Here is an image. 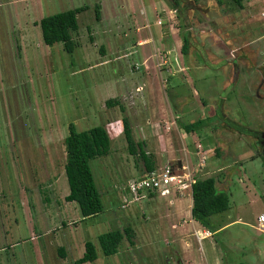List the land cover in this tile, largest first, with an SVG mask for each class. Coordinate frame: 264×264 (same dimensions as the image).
<instances>
[{
	"label": "rangeland",
	"instance_id": "obj_1",
	"mask_svg": "<svg viewBox=\"0 0 264 264\" xmlns=\"http://www.w3.org/2000/svg\"><path fill=\"white\" fill-rule=\"evenodd\" d=\"M125 1L0 0V264H264V0H149L145 13L140 0H127L131 15L119 6ZM82 5L71 52L43 41L40 18ZM158 5L176 8L167 18ZM137 27L148 37L138 46ZM120 39L131 43L118 48ZM144 78L163 82L176 114L166 151L167 117L148 115L153 92L135 90ZM202 114L208 120L194 130L177 126ZM123 116L156 165L169 157L228 192L229 207L209 217L212 234L199 241L193 232L202 226L192 223L189 187L175 215V195L122 207L121 189L143 166L127 149ZM71 121L77 129L104 124L111 138L109 151L90 160L103 209L84 218L65 198ZM125 226L130 238L104 254L98 234ZM86 240L98 256L76 263Z\"/></svg>",
	"mask_w": 264,
	"mask_h": 264
},
{
	"label": "trees",
	"instance_id": "obj_2",
	"mask_svg": "<svg viewBox=\"0 0 264 264\" xmlns=\"http://www.w3.org/2000/svg\"><path fill=\"white\" fill-rule=\"evenodd\" d=\"M177 1V0H175ZM240 3L241 0H234ZM85 6L69 8L43 16L39 20L43 41L53 44L62 41L63 47L71 52L76 44L73 40L71 31L76 30L77 12ZM99 5L96 6L95 16L99 17ZM188 37L182 36L180 49L183 53L188 49ZM109 103H118L117 99L107 100ZM121 107V106H120ZM123 134L126 138V145L129 153L137 155L142 159L143 166L141 171L150 170L156 167L152 154L145 150V141L136 140L129 119L122 117ZM206 123V118L200 117L184 124L187 131L196 129L199 125ZM69 132L64 138L66 160L64 170L68 181L69 191L65 195L67 200H75L84 217L97 214L103 209L101 193L97 187L90 160L94 157L106 154L110 148V135L104 124H96L85 129H77L71 121L68 124ZM217 152V149H215ZM192 204L190 207L191 217L197 220L206 228H210V215L220 212L229 207V194L227 191L218 188L216 177L208 175L205 177L196 176L191 184ZM218 228V227H217ZM216 229V228H215ZM131 226L122 229H107L98 234V242L104 254L115 253L123 237L131 235ZM61 253H63L61 247ZM96 245L92 240L84 243V252L75 259L76 263L93 261L97 258ZM234 264H246L242 261Z\"/></svg>",
	"mask_w": 264,
	"mask_h": 264
},
{
	"label": "crops",
	"instance_id": "obj_3",
	"mask_svg": "<svg viewBox=\"0 0 264 264\" xmlns=\"http://www.w3.org/2000/svg\"><path fill=\"white\" fill-rule=\"evenodd\" d=\"M127 1V0H126ZM123 2V4H121V5H119L123 10H124V12L126 13V14H128V15H131L133 12H132V10H131V8H129L128 6H129V4H128V2ZM134 1V0H133ZM132 1V2H133ZM141 1V4H142V7H141V9H140V12H142V13H145V6H147V4L149 3V0H140ZM131 2V3H132ZM152 2V1H151ZM97 5H99V19L101 18V15H100V13L101 12H103L104 11V6L101 4V2L100 3H98ZM86 6V5H85ZM155 8V10H158V9H161V12H162V14L163 15H165V16H167V18L168 17H171L172 16V10H175V8L176 7H170V8H168V7H164L163 5H158V6H155L154 7ZM81 11V10H80ZM80 11H78V12H80ZM111 11H113V9H111ZM77 12V13H78ZM172 26L173 25H168V26H166L165 27V29H166V33H168V34H172V32H173V30H171V29H175V27L173 26V28H172ZM138 27L135 29V37H136V39L135 40H133V44L134 45H140L141 43H145V42H147L148 41V37H138V35H136L137 33H138ZM126 43H131L130 41L128 42V41H125V39H120L119 40V43H118V48H124V44H126ZM100 48H103L104 49V46H103V44H101L100 45ZM238 64L237 63H234L233 64V66H234V68L237 66ZM147 67H149L148 65H145V68H147ZM183 71H184V66H183V68H181ZM199 77V79H201L202 81H203V79H204V75H203V73H201V74H199V75H197V78ZM207 81V80H206ZM209 81H211V80H209ZM163 82L161 81V84H160V86H158V83L156 82V78H155V80L153 81V80H147V79H145L144 78V80H143V83L142 84H136L135 85V90L136 91H144V93L142 94V96H143V98H146L147 97V94H149L150 92H153V95H152V99H153V102H150V104H148L147 102H146V106H147V111H148V113H150V114H148V115H157V116H162V115H164L165 117H167L166 119L168 120L167 121V123L165 124V129L162 131V134H163V136H165V139H163V142H164V150L166 151V149H167V147H166V145L167 144H169L170 142H169V140H170V138H169V136H168V130H170L171 129V125H172V122H176V119H174V116L176 115V114H173L172 113V111H171V109L169 108V105H168V103H166V100H167V98H166V92H165V87H164V85L162 84ZM150 86V87H149ZM134 90H132V92H133ZM126 95V94H124V92H121V95ZM137 101V100H136ZM159 112H162L163 114H160ZM147 115V114H146ZM200 117H204V118H206V120H208V118L204 115L203 116V114L202 115H200L199 116V118ZM146 123L148 124V128L150 129V130H152V128L154 127V125L153 126H150V122H152L151 121V117H147L146 118ZM159 123V122H158ZM178 123V122H177ZM184 124L185 123H181V124H179L178 123V127L179 128H181V127H184ZM159 125V124H158ZM162 128V127H161ZM155 129V128H154ZM182 129V128H181ZM178 131H179V129H178ZM164 132V133H163ZM161 135V134H160ZM181 136V135H180ZM159 153H162L161 151L159 152ZM168 159V161L167 162H171V160H173V159H171V158H167ZM205 161H206V159H204ZM167 162H165L164 164H166ZM206 163V162H205ZM163 164V163H162ZM162 164H159V165H162ZM163 164V165H164ZM156 196H158V195H151V196H149V198L153 201L154 199H155V197ZM184 198H186V194H177V195H175L174 197L173 196H171V197H169V200H168V203H170L173 207H174V209H172L171 210V213L172 214H177V210L178 211H180V210H182V201L184 200ZM191 204H192V197H191V202H190V207H191ZM181 212V211H180ZM264 212V211H263ZM263 212H261L260 214H262ZM189 214H190V212H189ZM181 215V214H180ZM190 217H191V214H190ZM191 219H192V223H193V221L194 222H198L197 220H195V219H193L192 217H191ZM199 223V222H198ZM182 224V223H181ZM175 225H176V223H175ZM199 225H201L202 227H200V226H197V225H194L193 226V232H195L196 233V235H197V237H198V239H199V241L202 239V238H205V237H207V236H209L210 234H212V232L214 231V230H216V229H213V230H210V228H206V227H204L202 224H200L199 223ZM174 226V225H173ZM188 232H189V234H188ZM188 232H183V233H181L180 235L181 236H183V234H184V236H187V235H191L190 233H191V230L190 231H188ZM185 234H187V235H185ZM191 240V239H190Z\"/></svg>",
	"mask_w": 264,
	"mask_h": 264
},
{
	"label": "built area",
	"instance_id": "obj_4",
	"mask_svg": "<svg viewBox=\"0 0 264 264\" xmlns=\"http://www.w3.org/2000/svg\"><path fill=\"white\" fill-rule=\"evenodd\" d=\"M158 22L161 20L158 19ZM110 127H112L111 122ZM176 164L167 162L164 165H156L155 168L142 172L138 177L127 179L126 187L121 189L122 207L155 194L165 196L183 194L186 187H189L191 192V184L195 181L196 173L190 174L184 163ZM259 218L264 221V212Z\"/></svg>",
	"mask_w": 264,
	"mask_h": 264
}]
</instances>
